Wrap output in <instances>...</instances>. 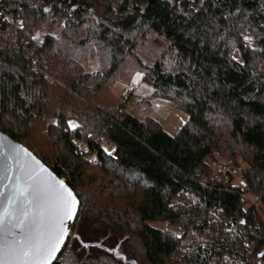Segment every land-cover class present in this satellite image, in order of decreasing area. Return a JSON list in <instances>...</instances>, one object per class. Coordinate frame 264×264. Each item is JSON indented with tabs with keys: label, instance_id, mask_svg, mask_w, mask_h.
<instances>
[{
	"label": "trees",
	"instance_id": "obj_1",
	"mask_svg": "<svg viewBox=\"0 0 264 264\" xmlns=\"http://www.w3.org/2000/svg\"><path fill=\"white\" fill-rule=\"evenodd\" d=\"M135 77L176 135L110 106ZM0 130L80 203L56 264H123L79 225L136 264H264V0H0Z\"/></svg>",
	"mask_w": 264,
	"mask_h": 264
},
{
	"label": "snow or ice",
	"instance_id": "obj_2",
	"mask_svg": "<svg viewBox=\"0 0 264 264\" xmlns=\"http://www.w3.org/2000/svg\"><path fill=\"white\" fill-rule=\"evenodd\" d=\"M245 39L250 38L245 37ZM69 127L75 128L76 125L70 123ZM23 151L24 155H31L27 150ZM18 155L17 152V158ZM3 179L11 180L12 177L5 174ZM5 187L9 186L5 185ZM50 188L51 185L45 184L43 191L46 192ZM33 192L36 196L42 194L36 189H33ZM27 193L28 189L21 187L18 183L12 186L3 214H0V231H8L11 234L12 229H20L24 235L22 240L0 241V264H51L56 253L64 245L65 239L68 238L67 222L73 220L76 215L77 201L63 182H58L55 225L45 223L46 209L40 207L39 204H37L38 212L29 209L28 206L34 201L27 199ZM4 195L0 192V196ZM17 198H20V203L18 208H14ZM13 219L17 222L12 223Z\"/></svg>",
	"mask_w": 264,
	"mask_h": 264
},
{
	"label": "water",
	"instance_id": "obj_3",
	"mask_svg": "<svg viewBox=\"0 0 264 264\" xmlns=\"http://www.w3.org/2000/svg\"><path fill=\"white\" fill-rule=\"evenodd\" d=\"M23 150L27 149L0 130V192L5 194L4 196H0V214H3L7 197L11 194L12 186L18 183L21 187L28 189L27 199H32L34 201L33 204L28 206L29 209L38 212L39 208L37 207V204H39L40 207L46 209L44 218L45 223L55 225L57 222L56 199L58 182L62 181L65 187L69 189L74 196L75 194L63 180H60L55 176L32 152L27 150L28 153H31L30 156H27L24 155ZM17 152L19 154L18 158ZM5 174L10 175L12 179H3ZM45 184L51 185V188L46 192L43 191V186ZM5 185H8L9 187H5ZM33 189L41 191L42 194L36 196ZM76 201V215L73 220L67 222L68 238L65 239L64 245L61 247L60 251L56 253V257L51 261V264H56L59 261L68 245L69 239L71 238L72 230L80 211V203L77 198ZM19 203L20 198H17V204L14 208H18ZM17 215H19V211H17ZM37 219H39L38 216ZM16 222L15 219L12 220V223ZM23 238L24 235L21 233L20 229H12L11 234H9L8 231H0V241H11L14 239L22 240ZM77 240L81 242L79 237H77ZM81 246L87 251L92 248H98L113 256L117 261L122 262L123 264H136L134 261H126L124 255L120 253L119 246L114 250H108L107 248L102 247V244L100 243L88 245L81 242Z\"/></svg>",
	"mask_w": 264,
	"mask_h": 264
},
{
	"label": "rangeland",
	"instance_id": "obj_4",
	"mask_svg": "<svg viewBox=\"0 0 264 264\" xmlns=\"http://www.w3.org/2000/svg\"><path fill=\"white\" fill-rule=\"evenodd\" d=\"M140 80V77H135L130 86L118 83L115 90L109 86V88L112 90V102L110 106L119 107L122 104L124 98L128 99L131 95L129 91L134 90L133 96L127 100V106L129 108L128 114L143 123L151 122L154 124L156 129L165 131L172 136L176 135L178 131L188 122L189 115L177 109L172 103L158 99H151V103L153 105L151 112H137L138 110L136 108V104L138 99L144 94L149 95L152 91L149 85L140 82ZM148 132H150V130ZM241 181V178H234V185L239 186ZM247 197L249 198L248 195ZM261 214L264 217V211H261ZM76 231L79 235H81V240L84 244L92 245L100 243L102 244V247L107 248L108 250H114L119 246L120 253L122 255L126 253L132 244L130 243L128 237L121 236L111 228L106 229L105 231L103 230L101 233H94L91 228L88 229L85 225H79Z\"/></svg>",
	"mask_w": 264,
	"mask_h": 264
},
{
	"label": "built area",
	"instance_id": "obj_5",
	"mask_svg": "<svg viewBox=\"0 0 264 264\" xmlns=\"http://www.w3.org/2000/svg\"><path fill=\"white\" fill-rule=\"evenodd\" d=\"M115 85H116V83L113 82V81L109 83V86L112 89H114ZM129 92L131 94L132 91H129ZM136 108L141 113H149L152 110V104H151L149 98L146 95H144V96H142L141 98L138 99L137 104H136ZM233 176H234L235 179L241 178L242 177L241 170H235L233 172ZM204 185H205V183H204Z\"/></svg>",
	"mask_w": 264,
	"mask_h": 264
},
{
	"label": "crops",
	"instance_id": "obj_6",
	"mask_svg": "<svg viewBox=\"0 0 264 264\" xmlns=\"http://www.w3.org/2000/svg\"><path fill=\"white\" fill-rule=\"evenodd\" d=\"M117 87V85H115V87H114V89L113 90H115V88ZM145 95V94H144ZM135 111H137V110H135ZM137 112H139V111H137ZM141 113V112H140ZM150 126H152V127H150ZM145 128L149 131L150 130V132H157V131H159V129H156L155 128V126H154V124H152L151 122H145Z\"/></svg>",
	"mask_w": 264,
	"mask_h": 264
}]
</instances>
